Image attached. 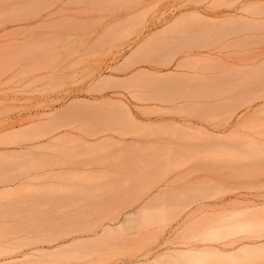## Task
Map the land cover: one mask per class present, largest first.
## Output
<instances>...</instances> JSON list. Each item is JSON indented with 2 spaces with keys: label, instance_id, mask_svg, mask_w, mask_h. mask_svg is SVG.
Listing matches in <instances>:
<instances>
[{
  "label": "rangeland",
  "instance_id": "rangeland-1",
  "mask_svg": "<svg viewBox=\"0 0 264 264\" xmlns=\"http://www.w3.org/2000/svg\"><path fill=\"white\" fill-rule=\"evenodd\" d=\"M263 11L0 0V264L263 246L264 226L232 227L248 209L264 225ZM220 256L208 260L264 264L262 249Z\"/></svg>",
  "mask_w": 264,
  "mask_h": 264
},
{
  "label": "bare ground",
  "instance_id": "bare-ground-1",
  "mask_svg": "<svg viewBox=\"0 0 264 264\" xmlns=\"http://www.w3.org/2000/svg\"><path fill=\"white\" fill-rule=\"evenodd\" d=\"M260 11V10H259ZM264 12V11H263ZM250 13V12H249ZM257 13V12H256ZM260 14H261V11H260ZM264 14V13H263ZM256 15V14H255ZM251 16H253V14L251 15ZM261 16H262V14H261ZM240 17V16H239ZM238 18V17H237ZM241 18V17H240ZM242 18H246V17H243L242 16ZM241 18V20L243 21V19ZM248 19V18H247ZM231 21H232V19H230ZM234 21V20H233ZM237 21V20H236ZM239 21V20H238ZM245 21V20H244ZM247 21H249V20H247ZM232 43H230V45H231ZM230 45H227V47H225V48H229L230 47ZM232 46V45H231ZM190 50V49H189ZM185 60V59H184ZM180 65V64H179ZM192 78H194V76L192 77ZM191 78V80H194V79H192ZM183 92H185V91H183ZM183 92L181 93V95L183 94ZM192 92V91H191ZM190 92V95H193L194 96V92H196V91H193V93L194 94H192ZM178 93V92H177ZM169 94V93H168ZM170 94H173V93H170ZM188 94V93H187ZM187 94H186V96L185 97H182V98H186L187 97ZM200 94V93H198V92H196V95L194 96L195 98L198 96V95ZM202 94V96H203V93H201ZM201 94L198 96L200 99H201ZM204 95H207V94H204ZM173 96H174V94H173ZM180 96V94H178V97ZM188 96H189V94H188ZM209 96V95H208ZM163 97V96H162ZM181 97V96H180ZM190 97V96H189ZM189 97L187 98V99H189ZM205 98H206V96H204ZM210 97V96H209ZM155 98V97H154ZM181 98V99H182ZM192 98V97H191ZM204 98V99H205ZM173 99H176V98H174L173 97ZM192 99H194V98H192ZM207 99V98H206ZM196 100V99H195ZM176 102H177V100H175ZM130 112V111H129ZM205 208V207H204ZM258 208V210H261V208L259 209V207H257ZM253 212H255V213H257V212H259V211H254V210H256V209H251ZM247 211V210H246ZM246 211H245V213H244V215H243V217H246V219H248L249 218V216H250V219H249V221L248 222H255L256 221V218L254 217L253 218V216H255L256 214L254 213V215L252 214L253 212L251 211L250 212V210L248 209V211H247V213H246ZM241 212H244V210L243 211H241ZM248 212H250L251 214H248ZM239 213V216L241 215V213L240 212H238ZM249 215V216H248ZM253 215V216H252ZM259 215H260V212H259V214H258V217H257V215H256V217H257V219H259L260 217H259ZM262 215V214H261ZM252 216V217H251ZM241 217V216H240ZM126 219H128V218H126ZM246 219H244L245 221H246ZM242 221V219H241V223H238V225H235L234 224V226H232V227H234V229L236 230V231H239L240 229L242 230V229H244V227L245 226H249V224H253V226H254V228H255V226H256V228H258V226L260 225L261 227L262 226H264V225H261L259 222H255V223H245V225H244V222L245 221ZM260 220V219H259ZM259 220H257V221H259ZM239 222H240V220H239ZM261 222V221H260ZM263 222V221H262ZM257 224V225H256ZM233 225V224H232ZM232 227H230V229L232 228ZM261 227H259V228H261ZM223 228V227H222ZM225 229L226 228H229V227H224ZM246 228V227H245ZM251 228H252V226H251ZM255 228V229H256ZM259 228H258V230H259ZM263 228V227H262ZM221 228H219V229H216V230H220ZM239 229V230H238ZM250 229V227H248V230ZM215 230V231H216ZM247 230V228H246V230L244 229V231H243V234L245 233V231H248ZM218 231H216L217 232V234H218V236L217 237H219V235H220V237L222 236L221 234H223V233H219ZM233 231V233H235V234H237V232H234V230H232ZM262 231H263V229H262ZM213 234V233H212ZM214 235V234H213ZM215 235H216V233H215ZM212 236V235H207V237H205V240H207L206 238H209V237H211V238H209L210 239V241H211V239H212V242L214 241L213 240V237H216V236ZM223 236H226V235H223ZM220 237H219V239H220ZM223 238V237H222ZM260 238V237H259ZM209 239H208V241H209ZM215 240H216V238H215ZM175 242V241H174ZM264 250V245L263 246H261V244H249V245H247V246H245V247H242V248H240V249H237L238 251L236 252V251H231V252H228V251H225V250H222V249H220V248H218V247H214V248H208V249H205V250H201L200 251V253H198L197 254V252H194V251H199V250H196V248L194 249V248H192V249H187V250H175L174 252H172V253H165V254H163V255H161L159 258H155V259H153V260H151V262L149 261V262H141V263H139V264H152L153 262L152 261H156L155 262V264H157V262L159 261V260H161V262L163 261V259L165 260L166 259V257L168 256L169 258V260H171V262H174L173 264H203L204 263V261H205V264H210L211 262H209V258H210V260H211V258H212V256H220V255H222V257H223V255H224V257L225 256H230V257H235V255H238V254H245L247 251H253V252H258V250ZM192 252V255L191 254H189V253H191ZM194 252V253H193ZM224 253V254H223ZM195 254V255H194ZM212 254H214V255H212ZM221 257V256H220ZM207 261V262H206ZM160 262V261H159ZM209 262V263H208ZM169 262H167V264H168ZM166 264V263H165ZM212 264V263H211Z\"/></svg>",
  "mask_w": 264,
  "mask_h": 264
}]
</instances>
